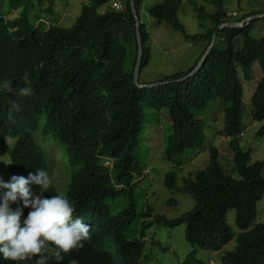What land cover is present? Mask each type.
<instances>
[{
  "label": "trees",
  "instance_id": "trees-1",
  "mask_svg": "<svg viewBox=\"0 0 264 264\" xmlns=\"http://www.w3.org/2000/svg\"><path fill=\"white\" fill-rule=\"evenodd\" d=\"M31 1L8 0L13 11L20 10L12 20L3 18L0 1V79L12 81L15 91L23 86L21 76L28 72L32 89L28 96L0 92V158L10 152L12 175L25 177L38 168L51 174L54 161L62 164L69 173L65 194L74 207L73 218L89 226V239L62 253L59 260L54 248L43 249L46 264H140L146 231L152 226L169 230L184 226L186 242L208 253H219L235 240L233 251L224 253L219 264H264V224L252 226L256 204L264 197V159L251 163L250 152L240 144L244 130L241 80L251 81L254 64L261 78L250 99L251 121H264V37L252 39V21L244 22L254 14L234 21L226 17L222 0H208L214 12L205 14L194 6L203 32L189 37L177 17L182 0H164L153 6L149 14L157 23L180 32L185 41L201 43L202 51L188 71L152 83L164 85L138 89L133 84L137 46L129 0L119 11L108 8L103 12L98 8L111 0H86L67 29L47 26L37 17L31 23ZM139 5L140 0H134L137 18ZM240 21L244 22L241 27H230ZM221 25L228 26L217 31L198 72L180 81L195 68ZM139 31L141 72L149 62L150 48L149 34L141 24ZM131 51L134 55L126 69ZM12 101L20 111L10 116ZM212 105L220 107L223 124L213 135L228 140L232 171L238 179L226 174L218 150L210 145L207 166L178 185L177 170L184 165V155L203 148L204 124L198 116ZM145 109L165 110L170 122L163 159L173 170L164 175V188L194 202L190 211L173 220L152 214L149 206L138 213L133 202L136 179L144 171L134 150L142 135ZM255 136L264 137V126ZM9 140H14L11 148ZM54 154H60V159ZM30 189L38 191L35 185ZM55 194L51 185L41 196ZM120 200L126 204L114 214ZM229 211L235 213L238 232L227 224ZM27 212L22 210L21 220ZM35 260L33 256L20 264H35ZM179 264L206 263L192 250Z\"/></svg>",
  "mask_w": 264,
  "mask_h": 264
},
{
  "label": "rangeland",
  "instance_id": "rangeland-1",
  "mask_svg": "<svg viewBox=\"0 0 264 264\" xmlns=\"http://www.w3.org/2000/svg\"><path fill=\"white\" fill-rule=\"evenodd\" d=\"M0 1L1 14L5 20H12L19 16L20 10L13 11L8 0ZM126 1L111 0L106 5L98 8V12L110 8L113 2L119 3L124 8ZM163 1L140 0L139 23L145 27L149 34L148 44L150 48L149 62L139 74V82L142 84H152L163 77L188 71L202 51L201 43L185 41L180 32L174 31L165 23H157L150 16L149 10ZM222 2L226 17L234 21L253 13L257 18L249 21H252L250 37L254 40L264 37V0H222ZM85 3L86 0H32V10H30L28 20L33 23L37 17L47 26L53 24L67 29L75 23L80 14L81 6ZM194 6L202 8L205 14H211L215 10L208 0H182L177 17L189 37L203 32L196 17ZM47 9H51V12H48ZM241 23L238 25L241 26ZM133 55V51H131L126 60V69ZM251 71L253 75L251 81L241 80L243 87L242 124L244 130L240 137V144L246 151L250 152L252 163L264 159V137L255 136L257 130L264 126V121L262 123L251 121L250 99L257 82L261 78V71L256 64L252 66ZM214 105L210 107L206 114L198 116L204 124L205 140L203 148L197 154L188 152L184 155L182 158L184 165L177 170L176 182L178 185L189 174L193 175L207 166L209 157L207 149L210 145L218 150L219 160L226 174L235 180L238 179L237 174L232 171V163L230 162L232 153L228 150V140L213 135L223 126L222 115L219 112L220 107ZM170 134L171 129L167 112L165 110L156 112L145 109L142 135L138 146L134 150V155L143 164L144 171L142 178L136 179L137 184L133 192V202L138 213L145 206H149L152 214L173 220L190 211L194 206V202L189 196L168 191L163 186L164 175L173 170L172 164L163 159L166 141ZM9 145L11 148L14 145V140H9ZM9 156L10 152L0 158V180L4 182H7L13 176ZM54 156L56 160L60 159V154H54ZM50 176L52 179L51 185L57 190L58 194H65L69 173L64 172V166L54 161ZM2 191L0 190V193ZM31 191L34 194L36 193L33 190ZM170 200L175 201L176 204L173 206L167 205ZM117 204L118 208L114 211V214L124 207L126 201L120 200ZM18 206L19 201L9 205L12 210H15ZM234 216V211H229L226 214V220L232 232H238L234 224ZM259 223L264 224V197L256 204V219L252 226ZM134 226L136 225L134 224L133 228ZM146 238L144 239L146 244L140 264H179L192 250H195V257L202 262L219 264L220 257L226 252L233 251L235 247V240H232L219 253H208L200 249H193L185 240L184 226H178L170 230L152 226L146 231Z\"/></svg>",
  "mask_w": 264,
  "mask_h": 264
},
{
  "label": "clouds",
  "instance_id": "clouds-1",
  "mask_svg": "<svg viewBox=\"0 0 264 264\" xmlns=\"http://www.w3.org/2000/svg\"><path fill=\"white\" fill-rule=\"evenodd\" d=\"M23 86L15 88L8 79H0V92L28 96L31 94L29 73L21 76ZM20 106L12 101L9 115L19 112ZM52 184L50 174L37 169L27 177L13 175L7 182L0 180V261L20 264L36 257L35 264H46L42 250L54 248L57 260L62 253L82 246L89 239V226L79 217L73 218L74 207L66 194L59 193L47 198L41 193L48 192ZM38 191L34 194L30 186ZM19 201L15 210L9 205ZM22 209H28L21 220Z\"/></svg>",
  "mask_w": 264,
  "mask_h": 264
},
{
  "label": "water",
  "instance_id": "water-1",
  "mask_svg": "<svg viewBox=\"0 0 264 264\" xmlns=\"http://www.w3.org/2000/svg\"><path fill=\"white\" fill-rule=\"evenodd\" d=\"M129 3H130L131 12H132L133 17L135 19V40H136V46H137L136 62H135V68H134V72H133V84L138 89H152V88L164 85L165 83H156V84H149V85H140L139 84V72H140V66H141L142 57H143V49H142V43H141L140 31H139L140 23H139V20H138V18L136 16V12H135V8H134V0H129ZM254 18H257V17H255V16L249 17V18L245 19L244 22L247 23V22H249L250 20H252ZM241 24H243V23H241ZM226 26H228V25H221V26H219L216 29V31L212 35V38H211L209 46L207 47V49L204 52L203 56L200 58V60L196 64L195 68L186 77H184L180 81H183V80H186L188 78H191L198 72V70L200 69V67L204 63L206 57L208 56L209 51L213 47L217 31L222 29V28H225ZM241 26L238 25V24H235V23L234 24H230V27H232V28H239Z\"/></svg>",
  "mask_w": 264,
  "mask_h": 264
},
{
  "label": "built area",
  "instance_id": "built-area-1",
  "mask_svg": "<svg viewBox=\"0 0 264 264\" xmlns=\"http://www.w3.org/2000/svg\"><path fill=\"white\" fill-rule=\"evenodd\" d=\"M121 8L122 7H121V5L119 3L113 2L111 4L110 10H112V11H119V10H121Z\"/></svg>",
  "mask_w": 264,
  "mask_h": 264
}]
</instances>
